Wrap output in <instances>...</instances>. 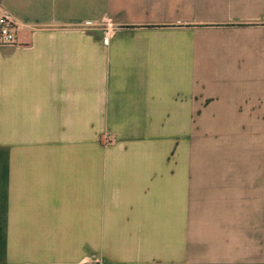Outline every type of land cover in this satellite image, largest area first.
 <instances>
[{"label":"crops","instance_id":"0c3cea01","mask_svg":"<svg viewBox=\"0 0 264 264\" xmlns=\"http://www.w3.org/2000/svg\"><path fill=\"white\" fill-rule=\"evenodd\" d=\"M3 13L0 264H264V0Z\"/></svg>","mask_w":264,"mask_h":264},{"label":"built area","instance_id":"2783aa9c","mask_svg":"<svg viewBox=\"0 0 264 264\" xmlns=\"http://www.w3.org/2000/svg\"><path fill=\"white\" fill-rule=\"evenodd\" d=\"M16 24L8 13L0 14V44L1 45H15L16 38Z\"/></svg>","mask_w":264,"mask_h":264},{"label":"rangeland","instance_id":"374dc122","mask_svg":"<svg viewBox=\"0 0 264 264\" xmlns=\"http://www.w3.org/2000/svg\"><path fill=\"white\" fill-rule=\"evenodd\" d=\"M97 262H99V261H97ZM96 262V263H97ZM147 262H152V261H147ZM90 263V262H89ZM94 262H92V264H93ZM88 264V263H87ZM97 264H99V263H97ZM242 264H247V261H242Z\"/></svg>","mask_w":264,"mask_h":264}]
</instances>
